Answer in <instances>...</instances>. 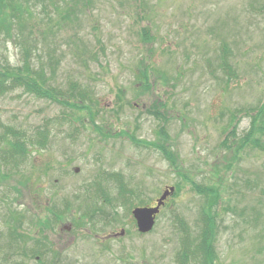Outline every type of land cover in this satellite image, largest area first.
Instances as JSON below:
<instances>
[{"label":"rangeland","instance_id":"1","mask_svg":"<svg viewBox=\"0 0 264 264\" xmlns=\"http://www.w3.org/2000/svg\"><path fill=\"white\" fill-rule=\"evenodd\" d=\"M79 2L73 22L57 14L50 22L39 6L13 37L0 35L1 60L20 66L27 47L32 69L45 68L51 85L74 83L95 99L91 122L85 107L25 87L0 97V135L15 127L28 147L3 167L0 264H200L194 247L210 203L194 185L215 189V264H264V134L255 131L260 145L245 137L251 109L264 103V0ZM223 45L232 81L221 69ZM143 59L166 77L149 94L136 89ZM158 103L167 121L147 111ZM162 126L178 167L131 140L155 142ZM111 173L137 194H123ZM168 186L176 193L141 234L132 210L155 205Z\"/></svg>","mask_w":264,"mask_h":264},{"label":"trees","instance_id":"2","mask_svg":"<svg viewBox=\"0 0 264 264\" xmlns=\"http://www.w3.org/2000/svg\"><path fill=\"white\" fill-rule=\"evenodd\" d=\"M79 1H85L89 3V0H0V35H2V32H4L6 37H13V33L16 28L23 29L26 27V20H28L26 16H33V8H38L39 6L42 7L47 16V19L50 22L55 20L53 16L56 14L58 15L57 17H61L62 21L73 22L75 21L74 19L78 18V11L80 9L79 5H82ZM52 9L54 14L52 13L51 16L49 10ZM143 33L141 34L143 36V42L146 45L152 44L154 41V37L151 31L148 28H144ZM31 35L32 33H30L29 36L31 37ZM23 50L24 56L22 65L20 66L12 67L7 59H0V97L16 87H25L28 91L33 92L35 95L37 94L36 96L40 95L46 97L50 100L58 102L59 104H61V106L75 109L77 112H82L85 107V109L90 114L91 122L95 121L94 116L92 117V104L95 103V99L94 97L89 95L90 93L88 92L87 88L80 89V87L74 83H70L68 89L65 90L51 85V78L47 77L46 69L41 68L39 71H35L34 69H32L30 63V50L27 47L23 48ZM228 52L229 48L227 47V45H223L221 69L227 75V80L232 81L233 78H237V73L233 65L229 61V58L227 56ZM141 63L142 65L139 67L140 75L138 76V79L136 81V89L140 90L139 92L142 94H149L151 90L157 86V78L166 80V77H157V72L154 71L150 63L148 64L144 59ZM51 71L54 72V69ZM121 99L122 98H120L119 96L118 100L121 101ZM86 103L89 104L85 105ZM80 105H82L83 107ZM162 106L165 107V104L158 103L157 105L153 106L152 109H150L148 112L152 113L157 118L162 117L164 119L165 113L161 111ZM251 111L253 114L251 123L252 126L250 131L245 136L247 138L246 142H248V140L252 138L251 140L253 144L260 145V139L255 136V131L261 132V135L264 134V103L260 106V108L251 109ZM80 118L77 117L76 120H80ZM168 119L169 118H167L166 121ZM231 120H236V118L233 116ZM93 126L98 130H101V126L97 125L96 123H94ZM232 129L235 130V127L233 125ZM158 132L159 137L157 141H145L144 144L151 147L160 146V149L164 156L171 161L172 159L170 157L175 158L177 163V154L175 153L174 157L173 153L171 152V147L169 146L170 136L167 132V129L162 126L160 127ZM39 134H43L44 139L48 137L47 134H44V132L42 131H40ZM123 134L127 133L123 132ZM131 140L135 142V144H137L138 142L134 137H131ZM161 141H165V147L162 145ZM26 143V138L22 131L12 126H4V132L0 135V146H3L0 147V182L1 180H7L8 178V173H5L6 169L3 167H13L14 164L16 166V163H19L18 161L21 158L23 159L26 157L28 153V147L26 146ZM1 151L4 152L2 153ZM111 175L116 174L113 173ZM194 186L207 197L208 203H210L208 204L210 205V207L202 210V222L204 223V228L202 229V233L199 237V242L196 244L194 249L197 253V256H199L198 261L200 264H215V257L214 254H212V251H215L214 249L216 248L215 243L217 236L216 219L214 218L215 212L212 208L213 205H217V201L215 200V189L211 186H207L205 188H200L198 185ZM124 190L125 191L122 192L123 194H125L126 192H130L131 195H135L134 190H130L127 188H125ZM92 211H86L84 215L90 216L89 218H92L94 215V212ZM116 215H118L117 212L112 214L105 211V216L113 217V219L116 218ZM109 217L108 219H110ZM46 225L47 227L50 225L49 221ZM13 227L14 226L10 228L12 232L15 233V228L13 230Z\"/></svg>","mask_w":264,"mask_h":264},{"label":"water","instance_id":"3","mask_svg":"<svg viewBox=\"0 0 264 264\" xmlns=\"http://www.w3.org/2000/svg\"><path fill=\"white\" fill-rule=\"evenodd\" d=\"M174 191V187L167 188L163 195L158 199L156 207H138L133 211V216L137 221L138 230L141 233H148L153 229L156 215L160 212V208L165 200L173 194ZM121 235H124V231H122Z\"/></svg>","mask_w":264,"mask_h":264},{"label":"flooded vegetation","instance_id":"4","mask_svg":"<svg viewBox=\"0 0 264 264\" xmlns=\"http://www.w3.org/2000/svg\"><path fill=\"white\" fill-rule=\"evenodd\" d=\"M102 130H103V129L99 130L98 132H100V133H101V131H102ZM124 132H126V133H127V131H125V130H124ZM116 134L118 135V133H116ZM155 150H156V149H155Z\"/></svg>","mask_w":264,"mask_h":264}]
</instances>
